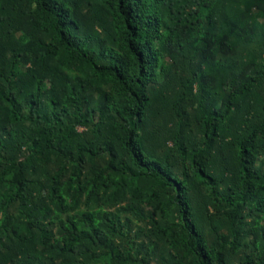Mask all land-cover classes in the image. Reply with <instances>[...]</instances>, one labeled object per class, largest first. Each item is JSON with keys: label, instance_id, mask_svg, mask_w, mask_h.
Here are the masks:
<instances>
[{"label": "trees", "instance_id": "trees-1", "mask_svg": "<svg viewBox=\"0 0 264 264\" xmlns=\"http://www.w3.org/2000/svg\"><path fill=\"white\" fill-rule=\"evenodd\" d=\"M0 264H264V0H0Z\"/></svg>", "mask_w": 264, "mask_h": 264}]
</instances>
